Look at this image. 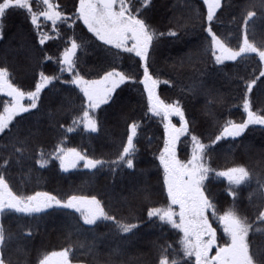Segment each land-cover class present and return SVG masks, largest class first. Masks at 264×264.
Segmentation results:
<instances>
[{
  "label": "trees",
  "instance_id": "trees-1",
  "mask_svg": "<svg viewBox=\"0 0 264 264\" xmlns=\"http://www.w3.org/2000/svg\"><path fill=\"white\" fill-rule=\"evenodd\" d=\"M51 2L59 5L57 10L69 17L67 21L53 25L38 17L37 29L28 13L18 8L6 10L0 17V67L8 68L12 83L27 92L34 90L41 72L58 77L41 90L36 108L19 113L0 133V172L17 194L50 192L62 199L95 195L108 215L137 227L131 233H118L109 221L86 225L73 209L53 207L32 215L8 210L0 214L5 232L0 254L5 264H37L44 253L71 246L72 264H158L161 245L171 244L179 253L182 233L147 215L149 208L168 204L158 159L164 146V121L147 110V94L139 83V58L104 45L88 32L75 16L79 0ZM131 2L134 12L140 8V18L163 33L153 40L148 63L153 76L160 80L157 94L167 103L178 101L188 122L189 131L177 141L178 158L190 157L192 135L207 146L205 160L215 171L205 180L206 194L218 213L234 206L249 223L255 221L247 239L252 253L264 259V231H256L264 229V223L256 220L264 207L257 193V179L264 180V126L249 125L239 137H222L212 143L226 121L240 123L246 118L242 102L249 80H256L248 93L252 110L264 115V77L260 76L259 58L252 54L236 61L215 62L211 38L205 31L209 22L203 0H149L146 5L142 0ZM31 3L34 11L44 10L42 0ZM249 11L254 16L246 23L244 17ZM211 27L229 47H238L245 29L251 42L264 45V0H222ZM170 31L176 35H169ZM40 33L49 37L43 44L39 42ZM70 37L83 44L77 49L76 69L86 79H96L111 67L135 77V82L120 85L113 98L94 111L98 122L95 132L72 122L82 110L83 94L66 83L72 74L61 72L59 65ZM10 99L0 93V111ZM30 102L27 96L22 100L25 106ZM134 121L139 127L134 138L133 168L111 165L127 140L128 125ZM69 127L74 130L68 132ZM57 145L76 148L109 163L88 169L79 161L67 170L55 157L43 167L36 163L41 151L50 154ZM17 148L22 151L16 152ZM237 165L246 167L251 179L232 188L234 198L227 180L215 172ZM209 218L217 229V242L223 244L227 237L222 227L210 212ZM180 256L182 253L177 258ZM181 264H195V258H184Z\"/></svg>",
  "mask_w": 264,
  "mask_h": 264
},
{
  "label": "snow or ice",
  "instance_id": "snow-or-ice-1",
  "mask_svg": "<svg viewBox=\"0 0 264 264\" xmlns=\"http://www.w3.org/2000/svg\"><path fill=\"white\" fill-rule=\"evenodd\" d=\"M149 0H142V4H148ZM43 11H34L31 0H2L0 2V17L6 14V10L18 8L25 10L31 23L39 29L38 17H44L55 25L58 21H67L63 12L58 11L59 5L53 4L51 0H42ZM207 8L206 20L209 26L205 29L211 38L210 48L212 56L217 64L224 60L236 61L238 57H248L255 54L260 62V76L264 77V45L258 46L251 42L245 32L237 48L229 47L219 36L213 32L211 22L214 20L216 10L221 7V0H203ZM140 8L133 11L131 0H79L75 8V16L83 22L88 32L92 33L98 41L104 45H109L117 50L127 53H134L139 58V66L142 68V77L139 83L143 85L147 94V110L156 116H162L164 121V146L160 150L159 162L163 168V187L167 193L168 204L165 207L149 208L147 215L149 218L158 217L161 222L171 225L182 233L179 240V253L182 256L178 259V251L172 249V245L160 246L158 264H181L184 258H195V264H264V259H258L250 250L248 235L253 228V223L248 222L247 217L238 214L235 207H230L222 213L216 211V205L209 199L205 191V180L209 177L211 169L205 160L206 145L200 141L196 135L191 136L193 143L191 155L186 160H181L177 156L176 145L182 135L189 131L188 122L185 119L183 109L178 101L167 103L157 94L156 88L160 80L153 76L148 63L150 47L153 40L158 35L150 25L140 18ZM254 13L249 11L244 17L245 22ZM169 35L175 36L173 31ZM49 39L46 33H40V44ZM130 45V46H129ZM83 46L75 38H69L68 46L64 48L59 59L61 72L72 74V79L66 83L75 85L83 94L82 110L78 116L73 117V124H83L85 130L97 131L98 122L93 113L102 104H106L113 98V93L120 85L127 81L135 82V77L119 70L118 67H111L103 75L96 79H86L76 69L77 49ZM50 59V58H49ZM56 76H48L43 72L34 86V90L25 92L20 87L12 83L7 67H0V93H6L10 101L3 104L0 111V133L9 128L10 122L19 113L28 112L29 109L37 107V100L41 90ZM167 83V81H165ZM255 79L246 82V91L243 97V110L246 118L237 123L228 120L224 123L220 133L215 137L216 141L222 137H239L249 125L264 126V115L252 110L248 93L251 92ZM27 96L30 103L25 106L21 100ZM179 117V127L171 122V116ZM139 124L133 122L128 125L127 140L122 145V150L118 153L116 160L111 161V165L126 164L128 168H133L132 156L136 150L134 138L137 136ZM74 129L69 127L68 132ZM21 152L22 149H15ZM36 161L41 167L48 164L51 157H55L60 162V167L64 170L74 168L77 162L82 161L85 168L94 169L98 165L103 166L106 161L93 159L87 153H81L76 148L64 149L57 145L54 152L45 154L39 153ZM7 159L4 164H7ZM218 177H223L229 185V194L236 197V192L232 188L239 186L251 179L249 170L237 165L215 172ZM258 198L264 201V180L257 179ZM251 196V194H250ZM73 209L79 213L80 219L86 225H94L98 220L112 222L118 233H131L137 227L134 223H125L117 220L114 216L108 215L101 201L95 195H69L66 199L59 198L50 192H34L29 195L17 194L10 187L3 172H0V214L11 210L16 213L32 215L43 213L50 208ZM178 209V211H177ZM215 218L219 226L223 229V234L227 240L223 244L217 242V229L213 227L209 218ZM257 221L264 223V207L256 217ZM256 231H264L257 228ZM5 242L4 228L0 226V247ZM215 248V254L210 252ZM169 249H172L171 254ZM72 247L68 246L59 251L44 253L37 260V264H72L70 253ZM0 264H5L3 255L0 254Z\"/></svg>",
  "mask_w": 264,
  "mask_h": 264
},
{
  "label": "rangeland",
  "instance_id": "rangeland-1",
  "mask_svg": "<svg viewBox=\"0 0 264 264\" xmlns=\"http://www.w3.org/2000/svg\"><path fill=\"white\" fill-rule=\"evenodd\" d=\"M221 2H222V0H221ZM219 9V8H218ZM217 9V10H218ZM216 10V11H217ZM21 103H22V100H21ZM170 119H171V122L173 123V124H176L177 125V127H179V117L178 116H175V115H173V116H171L170 117ZM177 121H178V123H177ZM215 254V248H213V250L210 252V255H214Z\"/></svg>",
  "mask_w": 264,
  "mask_h": 264
}]
</instances>
